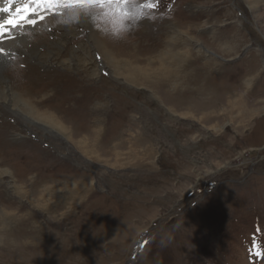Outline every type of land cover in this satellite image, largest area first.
I'll return each mask as SVG.
<instances>
[{"label":"rangeland","instance_id":"1","mask_svg":"<svg viewBox=\"0 0 264 264\" xmlns=\"http://www.w3.org/2000/svg\"><path fill=\"white\" fill-rule=\"evenodd\" d=\"M155 4L120 41L47 11L2 56L57 122L0 101V264H264V0Z\"/></svg>","mask_w":264,"mask_h":264},{"label":"clouds","instance_id":"2","mask_svg":"<svg viewBox=\"0 0 264 264\" xmlns=\"http://www.w3.org/2000/svg\"><path fill=\"white\" fill-rule=\"evenodd\" d=\"M141 0H105L104 3H96L86 6H73L63 9L60 22L74 24L87 17L101 37L112 41H120L127 38L131 29L144 17L139 16ZM127 13V14H126ZM139 17V18H138Z\"/></svg>","mask_w":264,"mask_h":264},{"label":"bare ground","instance_id":"3","mask_svg":"<svg viewBox=\"0 0 264 264\" xmlns=\"http://www.w3.org/2000/svg\"><path fill=\"white\" fill-rule=\"evenodd\" d=\"M37 25H38V23L33 27V26H30L29 25V27L27 28V29H29V30H31V31H33V33H36L35 32V28L37 27ZM81 26V27H89V24H88V18L87 17H82L81 18V20L80 21H78V22H76V27H78V26ZM23 29V28H22ZM37 30V29H36ZM72 31V30H71ZM90 35L88 36V38L87 39H89L90 38V40H92V42H95V48H97L99 51H102V54H103V59H104V62H106L107 63V61H105L106 60V55H105V52L106 53H108V55H109V59H110V62H109V65L111 66V65H113L114 64V56H112L111 54H110V52L108 51V50H106V48L105 47H103V44H102V42L100 41V39L97 37V36H95L96 37V39L93 37V31L91 30V28H90ZM69 33V32H68ZM19 34V33H18ZM71 34V33H70ZM72 35V34H71ZM77 35V34H76ZM15 37V39H12V37L11 38H9V39H7V40H5L6 42L5 43H3V44H0V46L1 47H3L5 50H6V52H17L18 50H21V48H23V47H26V48H29L30 47V41L28 40V38L26 37V34L25 35H23L22 36V34L21 35H17V36H14ZM42 37V36H41ZM48 43V42H47ZM50 43V42H49ZM49 45V44H48ZM56 47L58 48V47H61L59 50H63L64 48H63V46L65 45V42H62V41H59V42H57L56 43ZM31 46H32V42H31ZM33 48V50H35L34 49V47H32ZM86 48V46H82V44H79V49H77L78 50V52L79 53H83V51L82 50H84ZM51 50V49H50ZM51 52H52V50H51ZM50 52V53H51ZM32 53V52H31ZM50 53H48L47 54V58H50L51 56H54V55H49ZM57 54V53H56ZM71 54L72 55H74V52L72 51L71 52ZM60 56V55H59ZM55 58V57H54ZM74 58V57H73ZM75 58H77V56H75ZM108 59V60H109ZM52 60V59H51ZM89 60L91 61L92 59L89 57ZM33 61V60H32ZM60 61H61V63L62 64H66V66H68L69 64L67 63V61H68V59H63V60H61L60 59ZM82 61V59L81 58H79V62H81ZM6 60L5 59H3V57L2 56H0V70H1V68H2V66H5V64H6ZM54 62V61H53ZM23 64V63H22ZM22 76H24V74L22 75ZM20 79H21V77H20ZM34 79H36V78H34ZM31 81V80H30ZM40 81V80H39ZM38 81V82H39ZM0 82H5V78H4V76L2 75L1 77H0ZM29 83V82H28ZM21 84V83H20ZM27 86V85H26ZM29 87V86H28ZM34 87V86H33ZM27 88V87H26ZM19 91L20 90H22L23 88H17ZM46 89V88H45ZM44 89V90H45ZM27 90V89H26ZM25 90V91H26ZM29 90V89H28ZM31 90V89H30ZM31 91H33V90H31ZM29 92V91H28ZM55 92V91H54ZM25 93H27V92H25ZM32 93V92H31ZM27 94H30V93H27ZM37 94V93H36ZM43 96L45 95L44 93L42 94ZM34 96V95H33ZM29 97V96H28ZM27 96L26 97H24L22 94H20L19 92H17V91H14L13 89H12V87L11 86H9V85H6L4 88H3V91L2 92H0V101H2V102H4L8 107H13L16 111H21V112H26V113H29V114H32L33 116H35L36 117V119H38V120H42V121H44L45 123H47V124H49V125H51V126H54L55 125V123L57 122L56 121V117L54 116V115H52L51 114V111L52 110H50L49 108H45L46 110H41V109H38V110H35V108H34V104H33V102L28 98ZM164 98V97H163ZM32 100H33V98H32ZM39 101V100H38ZM49 102V101H48ZM52 102V101H51ZM40 104V103H39ZM46 104V103H45ZM38 105V104H37ZM52 109V108H51ZM5 170L7 169V168H4Z\"/></svg>","mask_w":264,"mask_h":264},{"label":"snow or ice","instance_id":"4","mask_svg":"<svg viewBox=\"0 0 264 264\" xmlns=\"http://www.w3.org/2000/svg\"><path fill=\"white\" fill-rule=\"evenodd\" d=\"M15 0H7L9 7L3 9L5 12H11V5ZM105 0H22V3L16 7L15 12L9 15L3 23H0V44L5 43V37L12 35V30L19 27L22 23H27L30 26H35L38 21L30 19V17L37 16L40 20L44 19L42 12L47 10L54 15H62V10L73 6H86L96 3H104ZM111 3L112 0H107ZM125 3L128 0H124ZM135 2V0H134ZM156 7L155 0H144L140 4V8L147 11H140L139 16L145 17L148 11ZM127 14V13H126ZM139 18V17H138ZM12 39H15L13 36ZM9 53L3 47H0V56H7Z\"/></svg>","mask_w":264,"mask_h":264}]
</instances>
